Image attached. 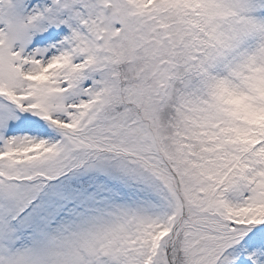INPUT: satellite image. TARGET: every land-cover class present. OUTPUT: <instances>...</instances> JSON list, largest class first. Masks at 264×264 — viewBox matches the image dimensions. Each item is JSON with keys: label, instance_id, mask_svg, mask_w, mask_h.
Wrapping results in <instances>:
<instances>
[{"label": "snow or ice", "instance_id": "obj_1", "mask_svg": "<svg viewBox=\"0 0 264 264\" xmlns=\"http://www.w3.org/2000/svg\"><path fill=\"white\" fill-rule=\"evenodd\" d=\"M0 264H264V0H0Z\"/></svg>", "mask_w": 264, "mask_h": 264}]
</instances>
